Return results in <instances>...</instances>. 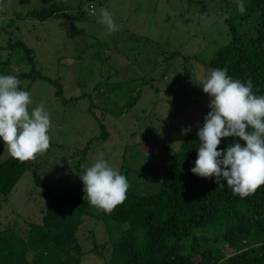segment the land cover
<instances>
[{"label": "rangeland", "instance_id": "374dc122", "mask_svg": "<svg viewBox=\"0 0 264 264\" xmlns=\"http://www.w3.org/2000/svg\"><path fill=\"white\" fill-rule=\"evenodd\" d=\"M57 1L0 0V45L5 46L11 36L17 38L12 34L17 27L14 23L8 25L14 16H23ZM60 1L69 11L59 19L44 24L17 21L22 27L18 37L23 36L25 43L36 51L37 70L41 74V77L26 79L20 88L31 94L33 103L29 110L43 103L50 114V143L58 146L50 152L51 158L90 144V153L85 159L87 167L102 157L127 177L129 192L152 194L187 136L182 130L190 129L189 134L211 111V98L203 92L201 83L210 69H216L210 66L214 53L230 41L227 26L218 19L221 2L107 0L103 8L91 6L93 21L89 22L74 20L81 0ZM101 9L111 12L119 31L105 34V28L94 18L99 21ZM129 13H134V23L132 15L127 18ZM121 19L126 23L120 22ZM173 53H177L176 57L167 60ZM21 55V49L15 51L13 61ZM4 70L0 75L18 73ZM16 70L22 72L21 68ZM24 70L28 72L30 67ZM144 74L156 81L159 90L144 85L145 81L135 80ZM107 79H116L123 86L122 91L138 88L133 96L138 100L133 102L134 98L125 92L108 98L94 93V86L99 82L108 85ZM130 102L129 111L126 105ZM107 110L120 113L117 121L106 118ZM106 128L110 135L107 140L92 144ZM9 157L0 138V163ZM33 170L25 173L10 201L13 212L26 218L19 207L29 199L27 205L32 208L35 201L29 193L36 196L39 192L33 183ZM42 170L38 168L40 174ZM63 173L62 177L55 176L54 186H50L57 192L85 196L79 178L84 172L69 168ZM42 178L47 181L50 176ZM92 220L86 227L87 237L80 238L85 253L94 246L92 240L108 241L107 229L92 224ZM110 258V250H101L85 254L81 264H109Z\"/></svg>", "mask_w": 264, "mask_h": 264}, {"label": "trees", "instance_id": "16d2710c", "mask_svg": "<svg viewBox=\"0 0 264 264\" xmlns=\"http://www.w3.org/2000/svg\"><path fill=\"white\" fill-rule=\"evenodd\" d=\"M106 1L81 0L74 20L92 22L93 8H103ZM220 2L218 19L227 26L230 41L214 53L210 66L227 69L230 77L242 82L250 79L254 85L253 92L264 95V0H243L246 8L243 15L237 11L236 0ZM67 11L68 8L58 0L48 7L32 9L23 16L16 15V20L11 19L8 25L14 23L17 27L13 31L16 33H12L17 38L15 40L11 36L5 46L0 45V73L6 68L17 71L9 75L16 76L21 85L28 78L41 77L37 70V53L25 43L23 36L18 37L22 27L17 21L23 19L26 20L23 22L29 20L44 24L61 18ZM129 14L127 18L132 15L134 23V13ZM225 14L229 16L226 20L223 19ZM94 18L98 22L97 17ZM120 22L126 23V20ZM18 49L22 55L13 61ZM176 54L167 60L175 58ZM28 66L30 70L25 72L24 68ZM19 68L22 72L16 70ZM145 76H138L135 80L145 81L144 85L158 89L156 81ZM46 81L56 84L50 79ZM107 81V86L102 82L94 86V93L102 98L125 92L133 99L138 91V88L122 91L124 88L116 79ZM137 100L134 98L133 102ZM130 105L131 102L126 105V110ZM116 112L107 110L109 115L106 118L117 121L120 113ZM204 122L205 118L184 138L154 193L144 195L128 191L126 200L111 213L91 206L81 194L57 192L50 186H54L55 176L62 177L69 168L85 171L90 144L84 149L75 148L63 155L59 153L52 159L50 152L58 146L50 143L47 152L33 160L21 163L9 157L2 161L0 264H81L85 254L101 250H110L109 264H264V186L241 198L233 194L223 178L221 183L225 187L218 189L215 177L201 178L191 171L201 143L197 133ZM104 131L91 143L106 141L110 135L107 128ZM236 142L245 143L235 137L223 138L218 151L226 152L228 146ZM38 168H43L41 174ZM32 169L33 183L39 192L36 196L29 193L31 200L35 201L32 208L27 205L29 199L19 207L26 213V218L13 212L10 201L25 173ZM42 176L50 178L44 181ZM27 194L25 191L28 198ZM89 220L107 229L108 241L103 239L97 243L92 240L94 246L85 253L80 238L87 237Z\"/></svg>", "mask_w": 264, "mask_h": 264}, {"label": "clouds", "instance_id": "9594fccd", "mask_svg": "<svg viewBox=\"0 0 264 264\" xmlns=\"http://www.w3.org/2000/svg\"><path fill=\"white\" fill-rule=\"evenodd\" d=\"M236 3L237 11L245 14L243 0ZM228 18V14L223 16L225 20ZM98 22L105 26V34L119 31L107 9H101ZM20 85L16 76L0 75V138L6 152L24 163L50 148L51 119L43 103L29 110L33 103L31 94L21 90ZM201 86L211 98V111L197 133L201 143L191 171L201 178L215 177L218 189L225 187L221 183L223 178L234 195L246 198L264 186V95L253 92L250 79L247 82L234 79L227 69H210ZM189 131L183 129L182 134ZM228 137L245 143L236 142L226 152L218 151L221 140ZM79 178L84 185V199L106 213H111L127 198V177L102 157Z\"/></svg>", "mask_w": 264, "mask_h": 264}]
</instances>
